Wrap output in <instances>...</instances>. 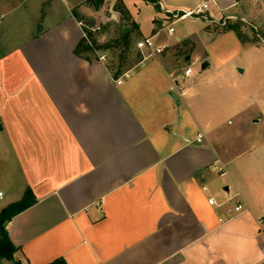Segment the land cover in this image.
Here are the masks:
<instances>
[{
  "label": "crops",
  "instance_id": "obj_1",
  "mask_svg": "<svg viewBox=\"0 0 264 264\" xmlns=\"http://www.w3.org/2000/svg\"><path fill=\"white\" fill-rule=\"evenodd\" d=\"M64 1L36 0L25 29L26 0L0 2V212L27 188L37 199L7 223L18 251L0 264H264V164L243 158V127L222 119L247 106H227L228 84L204 79L211 62L194 37L209 40L210 25L187 19L182 35L163 31L164 53L114 78L106 60L76 53L84 31ZM202 1L159 0L166 21L154 15L148 31L128 7L136 37ZM211 13L258 20L264 0H211ZM195 56L201 67L185 76ZM238 201L246 210L236 213Z\"/></svg>",
  "mask_w": 264,
  "mask_h": 264
},
{
  "label": "rangeland",
  "instance_id": "obj_2",
  "mask_svg": "<svg viewBox=\"0 0 264 264\" xmlns=\"http://www.w3.org/2000/svg\"><path fill=\"white\" fill-rule=\"evenodd\" d=\"M5 1L7 4L11 3V0H0L3 3ZM71 1L72 7H76L77 12L82 16L80 24H85L91 29L96 40L101 44L118 37L121 26L130 24L129 20H126L120 12L114 10V4L117 0H106L99 9L88 4L87 0ZM60 3L61 1L58 3L56 12L62 14L65 9L60 6L62 4ZM63 4L62 6H64ZM244 6L249 8V12L255 11L256 8L254 6H257V3L250 2L249 4H244ZM128 7L147 31L150 29L154 15L159 16L161 19L163 18V22L166 21V18L157 11L156 7L147 5L144 2L129 1ZM36 8V0H26V5H23L19 10L26 17L25 22H23V29H25L24 26L29 28L27 26H30L31 18L36 14ZM46 10L48 11V9ZM262 17L258 20L241 19L240 16L221 19L214 17L209 21L204 17L197 18L195 19L196 21H203L210 25L212 37L209 36V40L194 37V45L197 49L196 51H198L196 55L205 58L201 55L202 53H199L205 49L211 62L204 79L207 78L209 82L224 81L228 84L229 89H225L227 106L234 105V108L241 104L245 107L247 106L244 115L236 116L230 112L226 113L222 119L228 127L230 126L228 125V120H231L233 122V125L230 126L232 129H237L239 126L243 127L244 136L247 138L246 153L243 158L250 162L254 158H258L261 167L264 164V13ZM173 20L174 17L172 16L169 19V23ZM227 20L230 24H239L240 36L232 30L222 33L220 24ZM214 22H217L218 25ZM202 24V22H197L195 25L199 26ZM174 26L177 28V34L182 35L185 31L186 20L179 21ZM16 30L18 32V28ZM199 31L202 33L201 29ZM7 32L9 33V39L13 40L15 37L13 36V31L10 29ZM140 39V37H136V41ZM98 54L100 57H104L103 59L106 60L108 65H111L113 59L117 61L109 51H98ZM198 56H195V58H198V62L195 61L196 59H194L196 63L189 61L190 63L183 64L179 71L184 73L188 66L193 65L198 72L203 60ZM135 60L134 53L131 56V61ZM251 116L254 118L251 119ZM254 119H258L259 122H254ZM259 172L258 187L260 196H262L264 194V167ZM0 189H3L2 186H0ZM4 261L6 262V260Z\"/></svg>",
  "mask_w": 264,
  "mask_h": 264
},
{
  "label": "trees",
  "instance_id": "obj_3",
  "mask_svg": "<svg viewBox=\"0 0 264 264\" xmlns=\"http://www.w3.org/2000/svg\"><path fill=\"white\" fill-rule=\"evenodd\" d=\"M106 0H87V3L99 9L105 3ZM156 7H159V0H145ZM114 10L120 12L126 20H129L130 24L121 26L120 35L116 38L109 40L108 42L99 43L93 31L89 29L85 24L82 25L84 31V37L77 45L76 53L80 56L92 60L93 58H99L98 51H109L114 59L111 61V65H107L108 70L114 78H118L142 59V53L135 50L136 36L140 32L139 24L133 21L131 12L125 4V0H117L114 4ZM75 18L81 23L82 16L77 12V8L72 10ZM216 25L217 22H214ZM222 26V33L227 31H235L238 36L241 32L239 30V24H230L227 20L220 24ZM136 60L131 61V56L134 55ZM133 62V63H132ZM2 127L0 123V128ZM37 199L31 188H27L22 198L15 201L0 212V262L3 260H14L15 254L18 251V247L12 242L8 230L7 223L16 215L28 209L36 203ZM49 264H67L63 258L56 259Z\"/></svg>",
  "mask_w": 264,
  "mask_h": 264
},
{
  "label": "built area",
  "instance_id": "obj_4",
  "mask_svg": "<svg viewBox=\"0 0 264 264\" xmlns=\"http://www.w3.org/2000/svg\"><path fill=\"white\" fill-rule=\"evenodd\" d=\"M173 17L174 20L168 23L165 27L158 29L154 34L137 41L136 47L141 51L144 59L150 57H156L157 55H160L165 52V50L168 48V45L165 43H160L159 37L163 31H166L170 35L174 34L176 30L174 26L175 23L187 19H197V18L199 19L204 17L209 21L211 18H214V15L211 13V0H203L200 4L196 5L194 8L190 10L174 13ZM100 58L103 59L104 57H100ZM195 61L198 62V59H196ZM193 72H194L193 65H190L185 69L184 75L190 76ZM176 85L177 84H174V88L176 87ZM203 138L204 135L199 134L197 137V141L202 142ZM213 167L217 172H219L222 175L226 173V164H224L223 162H218L214 164ZM2 194L3 193L0 192V196H2ZM209 202L211 204H215L216 200L215 198H210ZM234 210L236 213L246 210V203L243 201L236 202L234 206ZM263 223L264 220H260V224Z\"/></svg>",
  "mask_w": 264,
  "mask_h": 264
},
{
  "label": "water",
  "instance_id": "obj_5",
  "mask_svg": "<svg viewBox=\"0 0 264 264\" xmlns=\"http://www.w3.org/2000/svg\"><path fill=\"white\" fill-rule=\"evenodd\" d=\"M207 64H208V63H204V64L202 65V68H204V69H205V68H206V66H207ZM173 98H174V100H175L176 102H178V100H179V99H178V96H177V94H175V93H174V94H173Z\"/></svg>",
  "mask_w": 264,
  "mask_h": 264
}]
</instances>
